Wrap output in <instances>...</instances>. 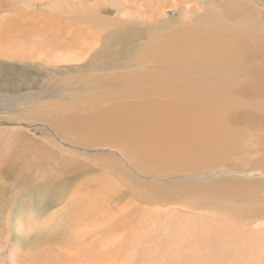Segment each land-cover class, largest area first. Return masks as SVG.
Instances as JSON below:
<instances>
[{
    "label": "rangeland",
    "instance_id": "374dc122",
    "mask_svg": "<svg viewBox=\"0 0 264 264\" xmlns=\"http://www.w3.org/2000/svg\"><path fill=\"white\" fill-rule=\"evenodd\" d=\"M127 1L0 0V264H264V22L218 57L172 40L208 4Z\"/></svg>",
    "mask_w": 264,
    "mask_h": 264
},
{
    "label": "bare ground",
    "instance_id": "6f19581e",
    "mask_svg": "<svg viewBox=\"0 0 264 264\" xmlns=\"http://www.w3.org/2000/svg\"><path fill=\"white\" fill-rule=\"evenodd\" d=\"M150 1V0H149ZM176 1V0H175ZM184 1V0H183ZM185 1H187V2H189V3H194V4H196V2L197 3H205V4H208L207 5V8L206 7H204V6H200V5H197V8H196V10L198 11V12H200V15L198 14L195 18H194V24H196V25H198V27H196L195 28V30H192V32H194V33H192V34H189V33H187V32H190V30H183V31H176V32H174V33H177L176 35H174L173 36V42L174 43H177V44H180V33L182 32V34L187 38V41L186 42H194V41H209L211 44H213L211 47H209V49H211L212 47H216V48H221L220 49V51H221V55L220 56H218V57H226V56H230L231 57V55L234 57V55L237 53H235V47H234V42L236 41V42H238V41H240L241 39H245V38H249L250 37V33H251V31H252V27H254V26H258V25H260V23H261V21L262 22H264V20H263V17H264V0H210V1H208V0H185ZM137 2V1H136ZM155 3H156V1H154ZM78 3V2H77ZM126 3H130V2H128L127 0H126ZM162 2L161 1H159L158 2V4H161ZM226 3H229L230 4V9H232L233 11H232V17L231 18H228V17H226V16H224V13H225V9H223V8H220L219 10H217L216 12H212V11H210L211 9H218L219 7H221V5L222 4H226ZM71 4H74V3H71ZM71 4H69V5H71ZM131 4V3H130ZM163 4V3H162ZM211 4V5H210ZM252 4H254L253 5V7H251V5ZM41 5V4H40ZM82 5V4H81ZM97 5V4H96ZM176 5V4H175ZM204 5V4H203ZM85 6V5H84ZM122 6V5H121ZM128 6V5H127ZM255 6H256V8H255ZM60 7V6H59ZM78 7V6H77ZM154 7H155V5H154ZM158 7H160L161 9H163V7H162V5H160V6H158ZM157 7V8H158ZM75 8V7H74ZM79 8H80V6H79ZM62 9V8H61ZM77 9V8H76ZM256 10V13L254 12V10ZM58 10V8L55 10V11H57ZM195 10V9H194ZM54 11V10H53ZM61 11V10H60ZM64 12V11H63ZM154 13H155V15H156V17L158 18H160L161 17V15L163 14V13H161L160 11L159 12H155V11H153ZM44 13V12H43ZM48 13V12H47ZM46 13V14H47ZM66 13H67V11H66ZM51 14V13H50ZM38 15V14H37ZM45 15V14H44ZM51 15H55V14H51ZM66 15H69L68 13L66 14ZM76 15V14H75ZM123 15V14H122ZM48 16H49V14H48ZM153 17V16H152ZM193 17V16H192ZM40 18V17H39ZM45 18V17H44ZM58 18H59V14H58ZM42 19V18H41ZM51 19V18H50ZM61 19V18H60ZM77 19V18H76ZM36 21H37V18L35 19ZM34 20V21H35ZM68 20V19H67ZM65 21V20H64ZM174 21V20H173ZM183 21V20H182ZM187 21V20H186ZM41 22V21H40ZM43 22H45V21H43ZM48 22V21H47ZM79 22V21H78ZM125 22V21H124ZM159 22V21H158ZM162 22V21H161ZM177 22V21H176ZM39 23V22H38ZM143 23H145V22H143ZM148 23V22H147ZM154 23H155V21H154ZM167 23V22H166ZM174 23V22H173ZM181 23V22H180ZM63 24V23H62ZM82 24V23H81ZM140 24H142V23H140ZM161 24V23H160ZM190 24V23H189ZM192 24V23H191ZM190 24V25H191ZM262 24V23H261ZM40 25H42V24H40ZM74 25H76L75 24V22H74ZM157 25H159V24H157ZM182 25V24H181ZM33 26V25H32ZM45 26V25H44ZM67 26V25H66ZM92 26V25H91ZM156 26V25H155ZM154 26V27H155ZM177 26L179 27V25L177 24ZM182 26H185V25H182ZM35 27V26H34ZM83 27V26H82ZM152 28H153V25L151 26ZM170 27V26H169ZM259 27V26H258ZM40 28V27H39ZM43 28V27H42ZM41 28V29H42ZM137 28V27H136ZM151 28V29H152ZM160 28V27H159ZM191 28V27H190ZM193 28V27H192ZM54 29V28H53ZM76 29L78 30V25L76 26ZM44 30V29H43ZM62 30V29H61ZM71 30V29H70ZM123 30H126V28H124ZM147 30H149L148 28H147ZM153 30V29H152ZM155 30V29H154ZM45 31V30H44ZM79 31V30H78ZM172 31V30H171ZM210 31V33H208ZM71 32H73V31H71ZM115 32V31H114ZM137 32V31H136ZM152 32V31H151ZM162 32V31H161ZM170 32V31H169ZM205 32H207L209 35H210V37L208 36V39H206V37H204V36H202L200 33H205ZM80 33V32H79ZM102 33V32H101ZM48 34V33H47ZM76 34V33H75ZM81 34H83V33H81ZM81 34H79V36L81 35ZM144 34H145V32H144ZM172 34V33H171ZM207 34V35H208ZM71 35H73V34H70V36ZM149 35V34H148ZM160 35V34H159ZM168 35V34H167ZM217 35H218V37H217ZM224 35H225V39H224ZM66 36H68V35H66ZM69 36V37H70ZM81 36H83V35H81ZM91 36V35H90ZM139 36V35H138ZM169 36V35H168ZM107 37V36H106ZM109 37V36H108ZM143 37V36H142ZM147 37V36H146ZM149 37H150V35H149ZM152 37V36H151ZM153 37H155V36H153ZM260 37V36H259ZM35 39H37V37H34ZM78 38V37H77ZM95 38V37H94ZM100 38V37H99ZM111 38V37H110ZM110 38L109 39H107V41L108 42H110ZM217 39V38H221V40L219 39V41H218V39L217 40H214V39ZM255 38V37H254ZM133 39H134V37H133ZM157 39V38H156ZM250 39V38H249ZM93 40V39H92ZM118 40V39H117ZM171 40V41H172ZM182 40V39H181ZM184 40V39H183ZM186 40V39H185ZM77 41H78V43H79V41L81 42V39L79 38V40L77 39ZM87 41V40H86ZM142 41V40H141ZM245 41V40H244ZM247 41V40H246ZM59 42V41H58ZM61 42V41H60ZM69 41H67V43H68ZM72 41H70V43H71ZM85 42V41H84ZM83 42V43H84ZM91 42V41H90ZM96 42V41H95ZM116 42V41H115ZM121 42H123L122 40H121ZM150 42V41H149ZM148 42V43H149ZM167 42L168 41H164V39L163 40H160V41H157V42H155L154 44H150L149 46H147L145 49H144V52L142 51V53L143 54H141L140 56L142 57V58H144L147 62H150V63H152V65H154L153 64V62L154 61H156V60H160V59H166V58H169V57H173L174 55H173V53L174 52H180V53H182V52H184V51H181V50H177V49H175L176 47L178 48V49H180V47H182V49H183V46L182 45H184L183 43H182V45H177V44H170V45H168L167 44ZM183 42H185V41H183ZM185 42V43H186ZM206 42V43H207ZM241 42V41H240ZM62 43V42H61ZM64 43H65V41H64ZM74 43H76V42H74ZM124 43V42H123ZM133 43V42H132ZM204 43V42H203ZM203 43H201V45H199V48L201 49V51H203L202 49H204L205 50V52H208V54L209 53H211L210 51L211 50H209L207 47H206V44H203ZM250 43V42H249ZM253 43V42H252ZM260 43V42H259ZM51 44V43H50ZM53 44V43H52ZM77 44V43H76ZM96 44V43H95ZM101 44V43H100ZM106 44V43H105ZM129 44V43H128ZM127 44V45H128ZM236 44V43H235ZM240 44H244V43H240ZM56 45V44H55ZM54 45V46H55ZM62 45V47H63V45L64 44H61ZM71 45H72V43H71ZM88 45V44H87ZM110 45V44H109ZM123 45H125V44H123ZM136 45V44H135ZM216 45H218V46H216ZM241 45V46H242ZM59 46V45H58ZM97 46V45H96ZM99 46V45H98ZM105 46V45H104ZM121 46H122V44H121ZM126 46V45H125ZM125 46H124V48H125ZM192 45H190V47H189V49H188V47H184L186 50H190V48H191V51H192V47H191ZM260 46H261V43H260ZM52 47V46H51ZM67 47V46H66ZM70 47V46H69ZM106 47V46H105ZM115 47V46H114ZM127 47V46H126ZM131 47V46H130ZM134 47V46H133ZM136 47H137V45H136ZM195 47V48H194ZM193 48L194 49H197V47L196 46H194ZM248 47V46H247ZM259 47V46H258ZM54 47H52L51 48V50H52V52H54V53H57V54H61V52L59 51V50H55V49H53ZM64 48V47H63ZM80 48V47H79ZM82 48H84V47H82ZM100 48V47H99ZM123 48V47H122ZM127 48H129V47H127ZM235 48V49H234ZM256 48V47H255ZM261 48V47H260ZM58 49V48H57ZM66 49V48H65ZM69 49V48H68ZM120 49V48H119ZM130 49V48H129ZM128 49V51H127V53L124 55L125 57H128V58H131V53L132 52H134L133 50H129ZM137 49V48H136ZM135 49V51H138V50H136ZM199 49V50H200ZM90 50V49H89ZM88 50V51H89ZM92 50H93V48H92ZM102 50H104V48L102 49ZM101 50V51H102ZM108 50H112L111 48H109V49H106L105 50V52L106 51H108ZM215 49L213 48L212 49V52L214 51ZM240 50V49H239ZM244 50V49H243ZM243 50H241V51H243ZM258 50V49H257ZM116 51V50H115ZM197 52H198V50H196ZM216 51V50H215ZM104 52V53H105ZM116 52H119V50L118 51H116ZM190 52V51H189ZM193 52V51H192ZM240 52V51H239ZM249 52H250V50H249ZM258 52V51H257ZM103 53V54H104ZM137 53V52H136ZM188 53V52H187ZM194 53V52H193ZM201 53V52H200ZM214 53H216L217 54V51L216 52H214ZM87 54V53H86ZM92 54V53H91ZM96 54V53H95ZM140 54V53H139ZM175 54V53H174ZM186 54V53H185ZM191 54V53H190ZM189 54V55H190ZM64 55H66L69 59H73L74 60V57H75V59H77L78 58V55L76 54V51H74V50H71V49H69L68 50V52L65 50L64 51ZM187 55V54H186ZM200 55V54H199ZM210 55V54H209ZM178 56H181V55H178ZM194 56V55H193ZM200 56H202V55H200ZM204 56V55H203ZM236 56V55H235ZM98 57V56H97ZM184 57V56H183ZM191 57V56H190ZM217 57V56H216ZM215 57V58H216ZM173 58H175V56L173 57ZM172 58V59H173ZM227 58V57H226ZM232 58V57H231ZM238 58V57H237ZM176 59V58H175ZM209 59V58H208ZM176 60H178V59H176ZM174 61V60H173ZM159 63L160 65L162 64V62L163 61H156V63ZM175 62V61H174ZM177 62V61H176ZM187 62V61H186ZM180 63V62H179ZM190 63V62H189ZM165 64V63H164ZM175 64H177V63H175ZM181 64V63H180ZM179 64V65H180ZM183 64V63H182ZM159 65V66H160ZM165 65H168V64H165ZM164 65V66H165ZM169 65H170V63H169ZM178 65V64H177ZM176 66V65H175ZM177 69V68H176ZM179 69H180V67H179ZM176 71H178V70H176ZM179 72V71H178ZM196 95V94H195ZM1 104H3V105H9L7 102H1ZM199 106V105H198ZM177 110V109H176ZM176 110H174V111H176ZM170 111V110H169ZM171 111H173V109H171ZM170 111V112H171ZM182 111V110H181ZM169 112V113H170ZM193 112H195V111H193ZM173 113V112H172ZM174 113H178V112H174ZM199 113V112H198ZM198 113H196L197 115H198ZM180 114H182L180 111H179V115ZM193 114H195V113H193ZM169 115V114H168ZM178 115V114H177ZM178 115V118L180 119V121H181V119H182V117H180ZM189 115V114H188ZM191 115L192 114H190L189 116L191 117ZM207 115V114H206ZM170 116H172V115H170ZM175 117V116H174ZM184 117H187V116H184ZM190 117L188 118V119H190ZM194 117H196V116H194ZM194 117H191V118H194ZM169 118V117H168ZM169 119H171V118H169ZM188 119H186V120H188ZM183 120V119H182ZM185 119L183 120L184 122L186 121ZM173 121V120H172ZM176 121V120H175ZM179 121V120H178ZM192 121V120H191ZM191 121H188V123L190 122L191 124L193 123V122H191ZM182 122V121H181ZM199 122V121H198ZM187 123V124H188ZM183 126H184V124H182ZM181 125V126H182ZM185 125H186V123H185ZM187 126V125H186ZM191 125H189V127H190ZM194 126V125H193ZM192 127V126H191ZM214 128V127H213ZM210 129V128H209ZM219 133V132H218ZM218 133H217V136L219 137V135H218ZM217 136H215V137H217ZM234 136V135H233ZM232 136V137H233ZM236 137V136H235ZM235 137H233V138H235ZM219 139V138H218ZM218 143V142H217ZM217 148V147H216ZM113 184V183H112ZM109 186V185H108ZM112 186V185H111ZM115 189V188H114ZM110 190V189H109ZM113 190V189H112ZM93 200V199H92ZM98 203V202H97ZM101 204V203H100ZM97 205H99V204H97ZM94 206H96L95 205V203H94ZM25 211V210H24ZM91 213V212H90Z\"/></svg>",
    "mask_w": 264,
    "mask_h": 264
}]
</instances>
